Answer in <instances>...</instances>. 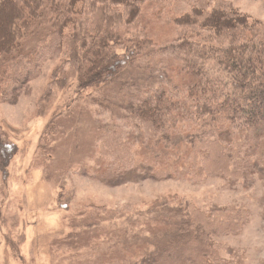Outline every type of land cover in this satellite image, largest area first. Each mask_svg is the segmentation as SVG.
<instances>
[{
    "label": "trees",
    "instance_id": "1",
    "mask_svg": "<svg viewBox=\"0 0 264 264\" xmlns=\"http://www.w3.org/2000/svg\"><path fill=\"white\" fill-rule=\"evenodd\" d=\"M150 3L187 6L172 22L177 27L174 52L188 80L168 77L158 89H143L141 96L122 106L119 125L98 126L101 153L117 172L112 173L133 171L164 179L186 168L193 181L206 174L233 182L251 174L263 179L264 151L256 149L264 147V23L224 1L0 0V54L7 55L3 59L8 65L0 69L8 82L3 94L17 97L29 79L39 75L45 56L63 52L75 62L76 95L94 90L97 95L89 101L108 111L110 103L98 91L116 81L125 65L145 70L153 64L148 52L157 43L138 24L140 8ZM25 14L33 20L22 18ZM44 24L47 27L39 29ZM34 25L35 50L20 52L18 36L25 26ZM121 27L136 33L124 54L116 51L125 45ZM208 63L216 66L218 76L209 74ZM8 68L11 72L5 76ZM49 92L48 88L42 98ZM240 137L245 142H239ZM5 139L0 142L2 178L16 153ZM134 142L139 143L137 156ZM239 151L242 159H237ZM167 214L175 220L170 234L146 251L139 264H228L214 238L239 229L248 211L224 208L205 213L187 205L168 209Z\"/></svg>",
    "mask_w": 264,
    "mask_h": 264
},
{
    "label": "rangeland",
    "instance_id": "2",
    "mask_svg": "<svg viewBox=\"0 0 264 264\" xmlns=\"http://www.w3.org/2000/svg\"><path fill=\"white\" fill-rule=\"evenodd\" d=\"M219 1L264 23V0ZM184 4L140 8V29L157 43L148 52L153 64L145 70L125 65L116 81L98 91L109 101L108 111L89 101L97 95L94 90L76 95L75 62L62 51L45 56L39 75L15 98L3 94L8 82L0 76V142L6 138L16 152L6 176L0 173V264H139L146 251L170 234L175 220L167 210L187 205L205 213L247 210V221L239 229L214 241L225 263L264 264V178L251 174L233 182L206 174L193 181L186 168L164 179L133 171L119 176L101 153L98 126L119 125L125 103L141 96L143 89L165 85L168 77L188 80L173 48L177 27L172 19L185 11ZM21 16L33 20L30 14ZM121 30L125 45L116 51L124 54L136 33L133 28ZM37 31L36 25L25 26L18 36L20 52L35 50ZM5 57L0 54V69L8 66ZM207 67L211 76H218L216 66ZM10 72L8 68L5 76ZM48 88L49 95L42 98ZM239 142L245 140L240 137ZM132 145L134 153L139 143ZM241 152L237 159L243 158Z\"/></svg>",
    "mask_w": 264,
    "mask_h": 264
}]
</instances>
